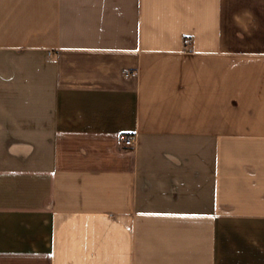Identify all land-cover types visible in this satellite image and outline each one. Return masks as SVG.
Returning <instances> with one entry per match:
<instances>
[{"label": "crops", "instance_id": "crops-1", "mask_svg": "<svg viewBox=\"0 0 264 264\" xmlns=\"http://www.w3.org/2000/svg\"><path fill=\"white\" fill-rule=\"evenodd\" d=\"M0 264H264V0H0Z\"/></svg>", "mask_w": 264, "mask_h": 264}, {"label": "built area", "instance_id": "built-area-1", "mask_svg": "<svg viewBox=\"0 0 264 264\" xmlns=\"http://www.w3.org/2000/svg\"><path fill=\"white\" fill-rule=\"evenodd\" d=\"M193 44V40L192 38L188 39L187 45L190 47ZM127 75H129V73H127ZM136 144V138H134L133 136H126L124 138V146L126 147H134Z\"/></svg>", "mask_w": 264, "mask_h": 264}]
</instances>
